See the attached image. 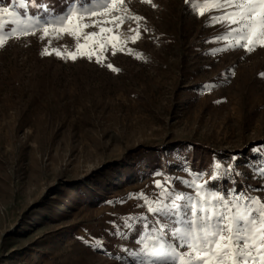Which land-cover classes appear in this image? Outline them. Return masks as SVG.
Wrapping results in <instances>:
<instances>
[{
	"label": "rangeland",
	"instance_id": "rangeland-1",
	"mask_svg": "<svg viewBox=\"0 0 264 264\" xmlns=\"http://www.w3.org/2000/svg\"><path fill=\"white\" fill-rule=\"evenodd\" d=\"M73 2L78 13L83 3L89 14L100 10L92 0H28V11L43 20ZM216 2L124 0L109 16L89 15L83 22L136 14L149 30L124 52L113 55L109 47L102 63L66 59L77 40L51 30L41 39L35 19L25 21L26 31H0V264L187 260V245L172 238L185 225L148 207L177 203L170 199L176 193L198 200L182 182L203 184L217 165L227 178L205 194L215 189L235 203L227 191L234 181L245 201L264 205V191H257L264 187V46L238 45L228 25L213 20ZM10 3L0 0V7ZM100 26L113 27L123 41L136 24ZM91 31L98 27L81 37ZM45 48L50 55H42ZM139 193L148 204L134 198ZM160 243L176 256L145 255L144 245Z\"/></svg>",
	"mask_w": 264,
	"mask_h": 264
},
{
	"label": "snow or ice",
	"instance_id": "snow-or-ice-1",
	"mask_svg": "<svg viewBox=\"0 0 264 264\" xmlns=\"http://www.w3.org/2000/svg\"><path fill=\"white\" fill-rule=\"evenodd\" d=\"M123 2L124 0H92L100 10L91 11L90 14L87 3L81 5V11L78 13L77 5L73 2L72 7L66 9V13L50 15L41 20L39 15L35 17L30 15L28 0H11L8 6L0 7V31H3L6 25L14 26L12 34L26 31L30 25H26L25 21L35 19L36 26L43 24L41 39L47 37L51 30L65 33L77 40L75 52H68L66 59L75 61L78 56H83L90 61L95 58L97 63H102L101 53L106 52L109 47L113 55L124 52L129 42L137 43L143 38L142 34L149 31L147 27L141 28L140 22L145 18L136 14L112 15L110 19L94 20L92 24L83 22L89 15L95 18L116 13ZM144 2L150 3L151 0ZM19 9L23 10V14ZM213 10L220 12V15L213 17V20L227 24L229 36L235 37L236 43L242 44L246 51L254 50L257 45L264 46V0H217ZM44 11H49L47 6L44 7ZM124 11L127 13V10ZM199 14L203 15V10H200ZM128 21L134 22L136 27L129 29L132 35L123 41L113 34V27L100 26L103 23L119 28ZM90 27H98V31L88 32L81 37V31ZM81 38L83 43L79 42ZM53 51L58 57L63 55L59 49ZM131 52L132 50L128 49V53ZM50 54L47 48L42 52V55ZM137 58L141 57L137 55ZM107 67L117 71L112 64H108ZM260 75L264 76V73ZM233 159L235 160L236 157ZM216 167V174L203 184L195 180L191 184L187 180L182 182V185L195 190L194 195L198 200L193 199L192 195L176 193L170 199L177 203L160 207L149 205L148 211L156 213L160 218L168 217L176 224L185 225L184 229L177 227L172 234L173 239L179 240L182 245H187L189 248L188 252L182 253V257L189 259H181L178 264H264V224L259 229L255 228L257 223L264 221V205L260 209L253 206L255 203H260L259 198L252 201L249 197L245 201L234 181H230L233 186L227 191L233 195L235 203L227 200L224 193H219L215 189L205 194L204 190L213 182L227 178L220 165ZM228 171H231V166ZM155 187L164 188V184L156 180ZM164 190L168 191L167 188ZM257 191H264V187ZM134 198L144 199L148 204L144 193L134 195ZM179 201H187V203L182 204ZM240 201L245 202L241 204ZM189 211L191 219H188ZM257 216L260 218L259 221ZM110 223L117 230L121 229V225L115 221ZM144 249L145 255L149 258L176 256L175 250L163 243L152 248L144 245ZM152 264H156V261H152Z\"/></svg>",
	"mask_w": 264,
	"mask_h": 264
}]
</instances>
